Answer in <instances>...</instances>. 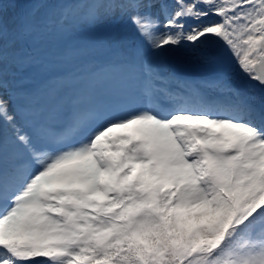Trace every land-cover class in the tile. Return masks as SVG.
Listing matches in <instances>:
<instances>
[{
    "label": "snow or ice",
    "instance_id": "6c2138e0",
    "mask_svg": "<svg viewBox=\"0 0 264 264\" xmlns=\"http://www.w3.org/2000/svg\"><path fill=\"white\" fill-rule=\"evenodd\" d=\"M0 264H264V0H0Z\"/></svg>",
    "mask_w": 264,
    "mask_h": 264
}]
</instances>
